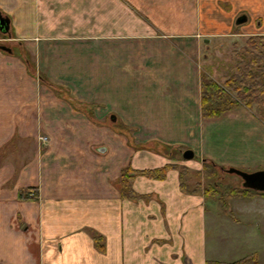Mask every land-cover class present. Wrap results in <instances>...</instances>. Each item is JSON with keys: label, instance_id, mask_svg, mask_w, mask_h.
<instances>
[{"label": "crops", "instance_id": "0c3cea01", "mask_svg": "<svg viewBox=\"0 0 264 264\" xmlns=\"http://www.w3.org/2000/svg\"><path fill=\"white\" fill-rule=\"evenodd\" d=\"M0 13V150L30 141L0 165V264L233 263L207 250L208 198L182 191L173 156L192 151L195 173L264 166L256 111L201 115L202 76L233 75L204 72L202 51L264 37V0H0ZM167 165L121 197L124 170Z\"/></svg>", "mask_w": 264, "mask_h": 264}, {"label": "rangeland", "instance_id": "374dc122", "mask_svg": "<svg viewBox=\"0 0 264 264\" xmlns=\"http://www.w3.org/2000/svg\"><path fill=\"white\" fill-rule=\"evenodd\" d=\"M9 36L8 38H10ZM0 39H4V35L1 33ZM243 39L247 38L241 36L223 38V40L214 42L213 45H208L207 51H202L207 58L206 61L202 60L204 72L210 70L214 76L213 78L220 82H223L224 76L237 73V69L244 66L240 57L242 49L246 46ZM233 41H236L238 46L232 44ZM7 43V41H2L0 47L8 48ZM202 49H205V47L203 46ZM262 109L261 112H258L253 108L252 112L256 111V119L264 127V107ZM44 138V135H38L39 143H45ZM29 145L30 141L27 140L15 141L14 139L9 142L0 150V165L2 166L8 162L18 163L17 158L21 153L30 150ZM183 152L184 150L181 149L176 152L177 157L173 156L174 160H180V165L177 166L178 169L186 167L192 170V172H189V178L191 177L190 180L193 183L198 180L203 187H206L208 183L216 185V194L206 200L208 206L205 230L207 250L217 253L222 258L221 260L228 262H236V260L257 256L258 264H264V199L258 196L252 200L227 198L226 191L231 188L241 189L242 181L237 176L224 172L218 173L217 178L207 181L200 176V172H193L197 170L194 167L197 164L200 165L199 159L195 157L192 160L184 161L181 155ZM237 170L254 173L264 171V166L256 165L252 168L244 167ZM186 180H188V177ZM209 209L212 210L211 212L214 211V216L209 212ZM210 218H213L214 223Z\"/></svg>", "mask_w": 264, "mask_h": 264}, {"label": "trees", "instance_id": "16d2710c", "mask_svg": "<svg viewBox=\"0 0 264 264\" xmlns=\"http://www.w3.org/2000/svg\"><path fill=\"white\" fill-rule=\"evenodd\" d=\"M240 57L242 58L241 68L237 73L231 75L223 84H220L206 75L201 79V115L204 118L218 117L236 107H244L248 110L253 108L256 111H262L264 107V37L250 36L246 41L245 48L242 49ZM168 151L170 149L167 148ZM166 150V151H167ZM173 168L167 165L158 170L131 171L129 168L121 174V197L124 199L136 198L135 193L131 190L129 183L133 176H142L150 179H163L165 173ZM180 170V188L185 193H203L206 198L216 194L215 186L208 183L203 187L198 183L194 189L190 190L185 184V178L189 176V170L181 168ZM222 172V168L216 166L210 161L202 163L200 176L210 181L217 178V174ZM29 192L36 194L35 189ZM261 197L264 199V193H255L245 189H228L226 197L235 198H253ZM24 198L23 193L20 198ZM225 197V198H226ZM220 205V201H219ZM225 207V205H224ZM97 242V241H96ZM206 264H258L257 256H251L246 259L238 260L233 263L206 262Z\"/></svg>", "mask_w": 264, "mask_h": 264}, {"label": "water", "instance_id": "95a60500", "mask_svg": "<svg viewBox=\"0 0 264 264\" xmlns=\"http://www.w3.org/2000/svg\"><path fill=\"white\" fill-rule=\"evenodd\" d=\"M243 19H239L237 23L244 22ZM9 24L10 20L7 17H3L0 13V33L6 34L9 36ZM2 51L10 52L9 49L5 47H1ZM194 158V154L190 150H186L182 153V159L184 161L192 160ZM222 172L230 175L237 176L241 181V187L245 190H250L255 193H264V171H257L254 173H246L240 170L229 168V169H222Z\"/></svg>", "mask_w": 264, "mask_h": 264}]
</instances>
